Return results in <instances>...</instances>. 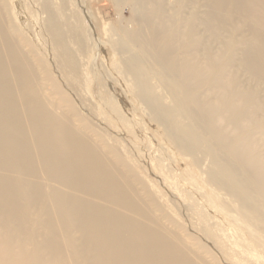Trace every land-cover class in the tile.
<instances>
[{
    "label": "bare ground",
    "instance_id": "obj_1",
    "mask_svg": "<svg viewBox=\"0 0 264 264\" xmlns=\"http://www.w3.org/2000/svg\"><path fill=\"white\" fill-rule=\"evenodd\" d=\"M122 1L131 8L124 39L136 49L129 69L143 83L135 87L143 104L172 126L182 156L209 158V186L264 221V0H201L199 16L185 12L194 0H176L173 12L168 0ZM42 5L73 70L59 14ZM4 8L0 0V264H213L201 241L213 236L201 228L205 235L188 241L186 226L138 181L118 146L77 117L48 72L57 97H45ZM139 53L158 68L169 102L146 83Z\"/></svg>",
    "mask_w": 264,
    "mask_h": 264
},
{
    "label": "rangeland",
    "instance_id": "obj_2",
    "mask_svg": "<svg viewBox=\"0 0 264 264\" xmlns=\"http://www.w3.org/2000/svg\"><path fill=\"white\" fill-rule=\"evenodd\" d=\"M43 1L2 0L15 35L23 40L24 50L39 75L37 80L45 97H57L49 89L50 81H46L48 72L70 98L77 117L102 135L107 144L118 146L130 160L138 181L146 182L166 209L186 226L191 236L188 241L195 240L197 232L203 233L201 228L213 236L212 244L201 238L208 245L213 264H264V221L260 215L243 208L234 194L209 186V158L199 155L197 161L191 155L182 156L176 150L178 139L172 126L158 119L143 104L138 90L136 93L143 83L129 69L130 58L136 52L125 44V31L133 24L130 6L122 0H84L91 13L88 19L81 0H48L59 14L67 56L76 65L72 70L66 58L61 59L46 29L48 12ZM201 4V0L189 2L186 15L201 14ZM167 7L173 12L179 4L168 0ZM198 27L203 30L201 25ZM202 35L206 33L202 31ZM208 39L213 46L218 45L217 40ZM138 57L146 67V83L154 86L162 101L169 102L171 96L158 68L144 53ZM237 76L241 82L245 80L244 84H253L244 71ZM190 173L199 182L190 178ZM213 189L222 197L213 198Z\"/></svg>",
    "mask_w": 264,
    "mask_h": 264
}]
</instances>
